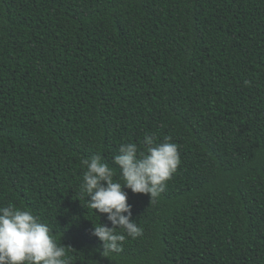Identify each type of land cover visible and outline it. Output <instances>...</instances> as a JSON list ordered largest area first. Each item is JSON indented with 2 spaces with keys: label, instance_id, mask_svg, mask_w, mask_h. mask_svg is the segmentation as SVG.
<instances>
[{
  "label": "trees",
  "instance_id": "16d2710c",
  "mask_svg": "<svg viewBox=\"0 0 264 264\" xmlns=\"http://www.w3.org/2000/svg\"><path fill=\"white\" fill-rule=\"evenodd\" d=\"M251 81L245 85L244 81ZM171 137L143 234L102 255L81 161ZM30 209L70 264H264V0H0V206Z\"/></svg>",
  "mask_w": 264,
  "mask_h": 264
},
{
  "label": "clouds",
  "instance_id": "9594fccd",
  "mask_svg": "<svg viewBox=\"0 0 264 264\" xmlns=\"http://www.w3.org/2000/svg\"><path fill=\"white\" fill-rule=\"evenodd\" d=\"M250 83L244 81L246 86ZM118 151L113 163L119 167V179H114L115 169L99 154L81 161L86 169L81 191L87 194L88 207L107 214L111 222V227L100 223L92 229V235L102 242V255L122 251L125 235L116 232L117 228L132 238L143 234V229L132 219V205L124 189L146 194L154 201L180 164L178 146L171 142V137L157 143L146 136L142 147L121 143ZM0 264H70V257L49 225L30 209L10 202L0 206Z\"/></svg>",
  "mask_w": 264,
  "mask_h": 264
}]
</instances>
